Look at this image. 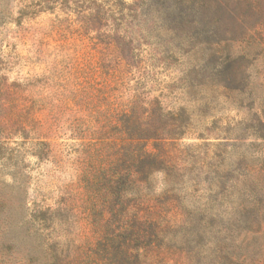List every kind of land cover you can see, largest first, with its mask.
Listing matches in <instances>:
<instances>
[{
    "label": "rangeland",
    "instance_id": "374dc122",
    "mask_svg": "<svg viewBox=\"0 0 264 264\" xmlns=\"http://www.w3.org/2000/svg\"><path fill=\"white\" fill-rule=\"evenodd\" d=\"M173 2L0 0V264H264V0ZM135 106L165 169L120 198Z\"/></svg>",
    "mask_w": 264,
    "mask_h": 264
},
{
    "label": "trees",
    "instance_id": "16d2710c",
    "mask_svg": "<svg viewBox=\"0 0 264 264\" xmlns=\"http://www.w3.org/2000/svg\"><path fill=\"white\" fill-rule=\"evenodd\" d=\"M176 2L171 3V6L168 7V16L174 18H184L192 13H196L199 8L211 9V3L209 0H175ZM220 3V2H219ZM177 5V6H176ZM221 8V7H220ZM167 10V8H166ZM225 11H227L225 9ZM143 108V106H141ZM157 107L160 108V114H163L162 106L157 104ZM138 106L131 108L129 110L123 109L119 114L118 122H114L112 118L110 120H103V128L106 130L107 127L117 126L119 127V136L109 137L105 136V142L107 148L113 151L115 164H122L121 171L119 176L114 180L117 183V191H112L117 194L120 198H123L126 193H128L135 186H139L141 183L148 182L150 177L153 174L163 172L165 169V157L159 153V150L155 151L154 148L149 146L150 141L154 139L162 138L160 137V129L153 128L150 130L147 128L149 125L148 118L144 115H140L138 112ZM44 128L48 130V122H44ZM262 128H260L261 131ZM46 134V133H44ZM251 136L264 138L263 135L259 136L258 134H251ZM45 144V143H44ZM127 164V165H126ZM262 168L264 167L261 166ZM253 178V177H252ZM255 178V177H254ZM110 181V180H109ZM250 198H252L253 206L250 207V212L260 213L263 211L262 220L264 221V193L261 194L260 191L262 187L259 185L260 182L256 179L250 180ZM111 189H114L113 185L109 186ZM258 216V215H257ZM259 218V216H258ZM140 219V222L138 221ZM143 218L138 217L135 219V223L131 224L133 227L142 228ZM128 226V219L124 222ZM259 223L261 224L260 220ZM114 232H109L108 238L112 241L111 246H115V240L118 239V242H121L119 246H127L131 241H136L137 246H141V242L145 240L148 236H141L136 234L129 235H117L113 236ZM113 237V238H112ZM117 241V240H116ZM54 259L51 264H59V262ZM120 264H129L128 257L126 253L121 254L119 259Z\"/></svg>",
    "mask_w": 264,
    "mask_h": 264
}]
</instances>
